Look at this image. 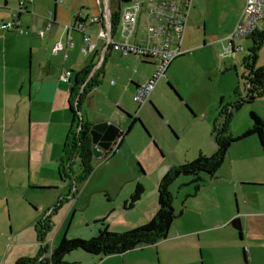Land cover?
<instances>
[{
    "label": "crops",
    "instance_id": "0c3cea01",
    "mask_svg": "<svg viewBox=\"0 0 264 264\" xmlns=\"http://www.w3.org/2000/svg\"><path fill=\"white\" fill-rule=\"evenodd\" d=\"M192 3L191 1L190 8L194 5ZM100 5L102 6V3ZM106 5L104 4V7ZM6 7L7 0H2L0 24L6 21V15L1 12ZM52 12L55 18V4ZM74 16L70 24L73 23ZM17 18L19 19V15ZM53 23L48 31L38 30L39 36L35 30H29V25L20 24V27L26 30L25 33L0 30V129H6V121L10 119V131L23 136L18 126L22 124V120L28 119L25 159L24 141L12 152L14 158L19 156V161L27 166L26 183L30 185L29 189L32 186V189L47 194L44 199L45 207H49L47 206L43 219L51 218L62 203L68 202V207L66 206L60 220L56 222L57 229L52 234L53 241L57 239L59 243L63 237L91 238L103 226L100 222L102 219L113 232L130 230L144 224L156 213L157 186L160 178L174 166L189 162L182 152H166L165 142L148 129L147 123L154 119L161 124V134H175L170 125L167 127L169 120L159 104L149 98L151 106L147 102L138 107L133 101L137 85L152 75L155 65L138 55H122L106 47L98 35L102 26L107 27L106 22H86L90 43L95 45L91 51H82L87 47V43L83 40V35L74 30L71 31L73 46H66L63 51L53 54L54 43L65 40L62 24ZM228 35H225V38ZM124 61L132 68H128L125 74H129L123 77L119 72L124 69ZM100 64L101 67L97 69ZM90 66V75L96 69L99 71L96 78L100 82L82 100V121L91 126L107 121L118 125L123 133L119 151L112 154L107 152L102 156L97 154L96 157L92 156V160L104 159V163L109 165L108 161L119 153L117 157H113L111 163L118 161L125 168L126 175L117 174L106 179H94L95 173H90L81 180L75 179L78 176L75 174L62 178L58 172L59 159L65 138L74 126L69 96L76 86V79L81 78L79 73ZM143 66L144 69H141ZM66 69L71 70L69 79H59V73ZM107 76L114 78L102 85V79ZM175 100L180 106L185 101V109L194 116L193 112L187 109L188 100ZM160 114L162 116L159 117ZM131 117L140 119L145 129L136 121L125 133ZM3 119L5 127L2 126ZM253 136L255 135L241 139L245 141L239 145V152L232 157L229 147L223 163L213 175L201 172L197 179L193 175H180L170 184L175 218L165 238L153 244L110 255L75 250L72 253L80 254L71 261L64 262L264 264V167L259 166L258 171H253L252 165L248 163L244 172L235 174L231 171L230 177H227L222 169L226 160H230L231 166L235 160H244L241 155L246 148L250 155L260 154V147L264 150L260 143L255 141L257 137ZM32 167H36L37 171H32ZM100 167L101 165L97 170ZM93 180L96 184L90 187ZM137 183L143 186V194L132 207H126V202ZM196 184L199 186L197 191L194 189ZM75 217L78 222L81 221L82 229L69 232ZM235 218L240 221V232L231 224ZM67 219L68 228L61 233ZM78 222L76 224H79ZM49 234L51 233L47 232L44 238H50ZM39 243L44 247L42 257H48L47 245L43 240Z\"/></svg>",
    "mask_w": 264,
    "mask_h": 264
},
{
    "label": "rangeland",
    "instance_id": "374dc122",
    "mask_svg": "<svg viewBox=\"0 0 264 264\" xmlns=\"http://www.w3.org/2000/svg\"><path fill=\"white\" fill-rule=\"evenodd\" d=\"M192 2L194 5L187 13L186 28L182 38V48L185 52L171 62L164 77L158 80L150 95V99L159 104L169 120L170 124L167 127L170 125L175 134H161V124L154 119L147 123L148 129L150 128V131L165 142L166 152L168 150L175 153L182 152L186 155L187 161L194 160L200 154L209 156L215 152L216 144L212 130L214 123L218 125L222 121L219 116L222 107L231 110V119L228 124V133L231 136H238L251 126V111L264 121V93L252 102L244 101L237 109L230 107L245 97L247 72L242 65V60L252 46V39L249 36L233 41V53L223 50L224 46L229 45L225 35L231 32L240 15L242 0H192ZM18 4L19 0H7L6 9L1 10L6 15L4 19L17 20L19 13L20 24L29 25V30H35L39 36L38 30L44 31L45 25L50 22L54 4L55 24L60 23L64 27L65 24H70L76 13L84 19L98 16L102 7L104 9L105 3L103 1L101 6L99 0H33L27 4V8L23 6L21 10ZM110 4L112 8L116 7V0L108 1L109 10L112 9ZM256 28L259 30L264 28V18L256 21ZM141 29L139 25V30ZM122 64L124 69H120L119 75L124 77L129 74L125 72L132 66L126 61ZM255 66H264V43L258 52ZM141 69H144V66ZM110 78L114 77L103 78L102 85H105ZM175 98L188 100L187 105L194 116L185 109V101L181 102L182 106H180ZM147 104L151 106V103ZM6 122L7 128L0 129V264H13L20 256L35 257L42 254L34 225L43 220L49 206L45 207L44 199L47 194L32 189V186L29 189L30 185L26 183L27 166L21 160L19 161V156L15 159L12 152L15 147H20L21 141H24L25 159L28 119L22 120V124L18 126L23 136L10 131V119ZM2 126L5 127L4 119ZM244 141L237 140L231 143L230 150L228 148L232 153L230 157L239 152L241 147L239 145H242ZM255 141L259 144L258 138H255ZM118 154L114 156L117 157ZM113 157L108 161L109 165L106 164L107 162L104 163V159L92 160L91 173H95L94 179H106L117 174L126 175L125 168L118 161L111 163ZM241 157L244 160H233L232 166L230 160H226L222 165L227 177H230L231 171L235 174L244 172L248 163L252 165L253 171H258L259 166L264 167V150L261 147L260 154L250 155L246 148ZM99 165L101 167L97 170ZM31 170L37 171L36 167H32ZM72 170L75 175H78L77 180H81L79 176H82V170L78 160L72 164ZM95 184L93 180L90 187ZM66 206L68 207V202L62 203L52 215L53 218L48 217L53 225L49 231L51 234L48 235L51 237L43 239L44 244L47 245V254L58 244L57 239L52 240V234L57 229L56 222L60 220ZM76 222H78L77 217L72 221L69 232L82 229L81 221L78 222L79 224ZM68 225L67 219L61 233H64ZM72 252L65 254L63 261H71L80 254V252ZM38 264L48 263L43 259Z\"/></svg>",
    "mask_w": 264,
    "mask_h": 264
},
{
    "label": "trees",
    "instance_id": "16d2710c",
    "mask_svg": "<svg viewBox=\"0 0 264 264\" xmlns=\"http://www.w3.org/2000/svg\"><path fill=\"white\" fill-rule=\"evenodd\" d=\"M127 1L128 0H116V7L113 8L110 4V8H112L110 9V28L112 34L117 29L121 3ZM53 13L54 12H52V14ZM52 14L51 20L52 22H55V18ZM81 18L82 16L77 14L74 16V21L80 20ZM83 19L84 18H82V21ZM250 36L252 39V46L242 60V65L247 72L245 77V97L230 106L234 109H237L244 101L252 102L255 98H260L264 93V66H255L258 52L264 43V28L261 30L256 28ZM101 65L102 64H100L97 69H99ZM91 67L92 66L79 73L81 78L80 80L79 78L76 79V86L73 87L69 96L70 110L73 114L74 126L65 138L62 156L59 159L58 172L62 178L74 175L72 164L76 160L79 161L82 170V176L79 177L85 179L92 171L91 163L93 155L91 137L89 134L91 125L83 123L80 112L83 98L100 82L96 78L99 72L97 69L90 75ZM167 83L170 85L169 82ZM187 109L191 111L188 106ZM219 116H221L222 121L218 125L214 123L212 130L216 144L215 152L209 156L200 154L192 161L174 166L160 178L157 186L158 206L156 213L150 220L124 232H113L108 229L107 225L103 223L104 219H102L100 222H102L103 226L95 236L88 239L63 237L56 247L49 250L48 257L44 256L43 258H40V256L44 254V247H41L42 254H38L35 257H19L13 264H38L43 259L48 264H66L62 259L63 256L75 250H82L86 253L96 255H110L122 253L142 245L153 244L158 240L165 238L169 231V227L175 218L173 195L169 190V186L172 182H174L180 175H193L196 179L201 172H204L209 176L213 175L223 163L227 150L234 141L255 135L258 138L260 145L264 148V121L254 111L250 112L252 121L251 126L235 137L228 133L231 110L222 107ZM136 121L141 124L140 119L133 117L125 133L130 130L133 123ZM75 179L77 178L75 177ZM198 188L199 186L196 184L194 186L195 191H197ZM143 191V186L137 183L126 202V207H132V205L141 198ZM48 219L49 218L47 217L35 224V232L39 241L43 240L45 234L50 231L51 226L53 225L51 220ZM231 224L240 232V221L237 218L232 219Z\"/></svg>",
    "mask_w": 264,
    "mask_h": 264
},
{
    "label": "built area",
    "instance_id": "2783aa9c",
    "mask_svg": "<svg viewBox=\"0 0 264 264\" xmlns=\"http://www.w3.org/2000/svg\"><path fill=\"white\" fill-rule=\"evenodd\" d=\"M33 0H19V10ZM108 4L109 0H103ZM99 0V3H103ZM192 0H128L121 3L120 17L116 31L112 34L107 20L110 12L104 7L100 16L90 19L76 20L71 24H65V40L56 41L52 52L57 54L66 46L72 47L71 31H79L83 35V40L87 47L82 49L88 52L94 49L95 45L90 43V36L86 31V22L104 23L107 27L99 30V37L104 41L106 47L119 52L122 55L135 54L145 60L152 61L155 70L150 77L145 78L137 85L133 93V101L138 107L149 101L150 95L159 79L164 77L169 64L185 51L182 49L183 32L187 22V13ZM243 6L240 16L235 23L227 40L229 45L224 46L225 52H234L233 41L246 38L256 29V21L264 18V0H242ZM52 21L45 25L44 31L51 28ZM139 25L142 29L139 30ZM0 30H15L18 33H25L20 27L19 20L11 19L0 24ZM71 75V70H63L58 78L67 81ZM121 136L117 137L109 150V154L120 150ZM106 152V153H107Z\"/></svg>",
    "mask_w": 264,
    "mask_h": 264
},
{
    "label": "water",
    "instance_id": "95a60500",
    "mask_svg": "<svg viewBox=\"0 0 264 264\" xmlns=\"http://www.w3.org/2000/svg\"><path fill=\"white\" fill-rule=\"evenodd\" d=\"M105 8L108 12H110L108 4ZM108 25L110 26V19H108ZM142 127L145 129L143 124ZM119 132L120 127L118 125L107 121H101L93 124L89 130L92 144V155L96 157L97 154L100 156L105 154L109 150L111 142L116 138Z\"/></svg>",
    "mask_w": 264,
    "mask_h": 264
},
{
    "label": "flooded vegetation",
    "instance_id": "af4514ba",
    "mask_svg": "<svg viewBox=\"0 0 264 264\" xmlns=\"http://www.w3.org/2000/svg\"><path fill=\"white\" fill-rule=\"evenodd\" d=\"M121 133H122V132L120 131L119 134L116 136V138L119 137V136H121V139H122V134H123V133H122V134H121ZM116 138H115V139H116ZM115 139H114V140H115ZM114 140H113V141H114ZM113 141L111 142V145H112ZM120 142H121V141H120ZM111 145H110V146H111Z\"/></svg>",
    "mask_w": 264,
    "mask_h": 264
}]
</instances>
